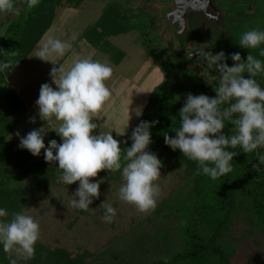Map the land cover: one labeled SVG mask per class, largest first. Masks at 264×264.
I'll use <instances>...</instances> for the list:
<instances>
[{"label":"trees","instance_id":"16d2710c","mask_svg":"<svg viewBox=\"0 0 264 264\" xmlns=\"http://www.w3.org/2000/svg\"><path fill=\"white\" fill-rule=\"evenodd\" d=\"M210 2L220 17L215 21L205 19L204 27H199L197 22L198 33H193L192 37L183 33L177 45L169 43L170 51L160 47L153 36L152 16L121 9L112 3L102 8L90 29L84 30L83 40L115 67L125 54L109 38L132 33L135 44L161 72L162 81L149 94L139 119L128 133L131 135L141 121H158L150 128L153 142L148 150L162 161L159 181H168L167 190L155 210L148 214L133 210L129 217L120 220L121 214L117 212V224L115 221L104 223L97 239H73L70 249L58 246V241L46 243L40 239L35 245V256L18 260V264H232L248 237L264 239V165L253 167L259 164L255 152L246 154L239 148L234 149L239 154L232 161L233 171L212 180L207 175L197 174L196 162L184 157L180 150L173 151L164 142L165 133L175 137V130L180 126L179 110L187 94L215 97L214 88L219 82L218 71H211L217 79L203 77L188 66H195L196 59H187L176 48H185L188 40L204 33L202 37L208 48L202 52L223 51L229 66L234 63L231 54L236 52L244 60L251 52L264 61V57L259 56V48L245 49L238 44L244 32L264 30V0ZM14 4L19 15L6 16L9 23L0 40V61L7 60L11 64V68L0 72V208L8 213L0 219L10 220L14 212L25 211L40 224L45 219L42 214L56 213L63 204L69 205L79 182L57 183L58 164L47 163L43 158L35 160L27 149L9 142L11 134L23 121L26 107L8 81L31 56L57 13L63 9L76 10L81 1L39 0L31 10L25 0H14ZM199 17L198 20H204L203 16ZM255 79L264 87V74ZM231 128L232 125L226 123L224 134L231 135ZM130 146L128 137L121 147ZM258 151L264 153V149ZM95 181H103L100 197L93 199L87 212L72 208L76 218L93 220L98 214H104L99 206L107 201V192L119 190L123 183L120 172L107 170L100 172ZM240 225L243 231L238 234ZM0 264H9L2 246Z\"/></svg>","mask_w":264,"mask_h":264},{"label":"clouds","instance_id":"9594fccd","mask_svg":"<svg viewBox=\"0 0 264 264\" xmlns=\"http://www.w3.org/2000/svg\"><path fill=\"white\" fill-rule=\"evenodd\" d=\"M25 2L29 10L39 4V0ZM10 14L19 15L14 0H0V19ZM238 44L245 49L259 48V56L264 57V48L261 47L264 45V30L244 32ZM71 47L66 41L50 37L35 56L55 65L57 63L51 57H63ZM192 56L193 53H187L188 59ZM199 56L197 63L202 64L203 77L217 79L211 71L219 73V82L214 88L216 95L188 93L179 110L180 126L175 130V137L165 133V144L196 162L197 174L202 173L212 180L233 171L232 161L239 154L233 150L237 148L246 154L255 152L259 164L253 165L254 168L264 165V153L258 151L264 149V87L255 79L264 74V61L251 52L246 60L239 52L231 54L232 66L226 63L228 57L223 51L218 54L199 52ZM9 68L11 64L7 60L0 61V72ZM50 75L56 87L43 83L35 103L42 121L47 124L55 122L52 130L62 143L52 139L46 146L44 136L47 131L40 128L20 137L19 147L27 149L33 156H40L43 150L47 163L58 164L57 183L72 185L79 182L68 205L71 208L89 211L93 199L100 197L103 182H94V178L107 170L121 174L123 183L118 190L121 201L142 214L154 211L161 195L157 182L163 164L157 154L148 149L153 142L150 128L158 121H141L131 133V146L122 149L112 131L93 134L99 127L93 119L101 116L111 98L106 82L113 76L112 67L89 54L76 59L68 68L61 64L58 68L53 67ZM30 122L35 123V117L30 118ZM226 123L232 125L231 135L224 134ZM99 207L104 209L103 221L112 223L117 215L116 209L107 201ZM7 215L6 210L0 208V218ZM40 238L39 221L25 211L14 212L10 220L0 219V246L7 254L9 264L32 259ZM163 259L167 261L166 257Z\"/></svg>","mask_w":264,"mask_h":264},{"label":"rangeland","instance_id":"374dc122","mask_svg":"<svg viewBox=\"0 0 264 264\" xmlns=\"http://www.w3.org/2000/svg\"><path fill=\"white\" fill-rule=\"evenodd\" d=\"M80 1L79 8L73 10V13L65 9L57 13L52 25L45 32L39 43L40 47L42 43L52 37L70 43L72 45L71 49L63 57H51L57 63L55 65L50 61L46 62L36 57V50L34 54H31V57H27L24 65L12 74L13 78L11 80L13 82L9 84H11V87L13 85L17 92L16 94L26 107L23 121L15 128L8 139L16 147H19L20 137L26 136L33 129L40 128H44V131H47L44 136L46 146L48 145V141L52 139L57 140L58 143H62L61 138L52 130L56 126L55 122L47 124L46 121H42L35 102L39 97V90L43 83H49L54 88L56 87L50 75L53 67L58 68L59 64H61L65 68H68L76 59L89 54H92V58L95 60L107 62L98 51H95L80 40L81 32L84 33V28L88 29L92 25V22L98 18L105 5L112 3L121 7V9L124 8L131 12L146 13L152 16L155 21L153 36L158 39L160 47H164L167 51H170V44H178V39L184 36L183 32L188 37H192L193 33L196 34L199 31L196 23L199 22V27H204L206 23L205 19L198 20L200 17L196 15L195 11H192L188 0ZM176 13L189 18L190 23L186 28L187 30L183 31H181L180 26H175V29L180 30L177 33L178 35L175 33L173 35L170 25L177 20ZM2 21L3 19H0L1 23ZM5 23L6 20L0 25V40L5 32ZM91 33L93 32L91 31ZM203 34L199 38L188 40L185 48H176L179 53H184L186 56L187 53H193L192 59H196V65L188 64V66L195 68L198 73H201L203 68L201 63H197L200 60L199 52L208 48V43L202 37ZM134 39L135 37L132 33L109 38L112 44L123 51L125 57L117 67L107 62L113 69L112 78L106 82L111 90V98L104 106L101 116L93 119V122L99 126L94 131V135H98L101 131H112L113 137L119 140L121 144L128 137H131L128 132L139 119L140 115H137V112L141 114L149 94L162 81L161 72L140 47L135 44ZM194 44H199V47H194ZM203 64H206V61H203ZM32 117H35V123L30 122V118ZM34 158L35 160L44 159L43 150L40 156H34ZM157 183L161 188L159 201L165 195L168 181L162 180ZM106 196L108 203L112 206L115 204L114 208L116 212L121 214L120 220L124 219V217H129L131 211H137L132 205L126 204L119 199L118 190L108 191ZM38 210H40V207L34 210L33 214H36ZM103 215L100 213L93 220L76 218V214L72 208L63 204L56 213L42 214V219H45L43 223H40V239L46 243L58 241V246L67 249L72 247L73 239H97L102 234L100 226L106 223L102 219ZM118 220L115 217L113 221L117 224ZM242 231L243 226L240 225L237 233L241 234ZM232 264H264V239L248 237L242 243L238 252H236Z\"/></svg>","mask_w":264,"mask_h":264},{"label":"flooded vegetation","instance_id":"af4514ba","mask_svg":"<svg viewBox=\"0 0 264 264\" xmlns=\"http://www.w3.org/2000/svg\"><path fill=\"white\" fill-rule=\"evenodd\" d=\"M188 1H189V4L191 5V7H194V5L195 6L198 5L199 4L198 1L201 2L202 5H200V4L198 5L201 11L196 12L197 16H203L204 19H206V20H214V21L220 17V14L214 8L212 2H211L212 8L206 9L207 11L205 14L203 12V9L206 7V5L203 4V0H188ZM176 18H177V20L174 23H171V25H170L173 35H174V33L177 34L180 29H181V31L187 30L186 28L188 27V25L190 23V19L184 15L176 13ZM175 26L176 27L180 26V29H175ZM183 33H185V32H183Z\"/></svg>","mask_w":264,"mask_h":264},{"label":"crops","instance_id":"0c3cea01","mask_svg":"<svg viewBox=\"0 0 264 264\" xmlns=\"http://www.w3.org/2000/svg\"><path fill=\"white\" fill-rule=\"evenodd\" d=\"M65 10H69L71 13H73V10L72 9H65ZM59 16V15H58ZM70 16H72V15H70ZM71 19V18H70ZM2 20V19H1ZM4 20H6V23H5V29H6V27H7V25H8V21H9V19L5 16L4 18H3V21H2V23L4 22ZM1 22H0V25L2 24ZM93 23V22H92ZM1 27V26H0ZM86 28H84V30H85ZM82 33L83 32H81V35H80V40H82L83 42H84V44H86V45H88V46H90L91 48H93L95 51H98L96 48H94V47H92L90 44H88L87 42H85L84 40H83V38H82ZM41 41V40H40ZM40 43V42H39ZM39 43H38V45L36 46V48H35V50H34V52H33V54L36 52V50H38L39 49ZM98 53H100V52H98ZM101 54V53H100ZM102 55V54H101ZM32 56V55H31ZM30 56V57H31ZM103 57H104V59H106V61L109 63V61L107 60V58L104 56V55H102ZM121 63V62H120ZM110 64V63H109ZM117 67V66H116ZM13 77L11 76V78H10V80L8 81V84L9 83H11L12 84V82H13V80H11ZM11 84H9V85H11ZM12 89L15 91V89H14V87H13V85H12ZM16 92V91H15ZM17 93V92H16Z\"/></svg>","mask_w":264,"mask_h":264},{"label":"water","instance_id":"95a60500","mask_svg":"<svg viewBox=\"0 0 264 264\" xmlns=\"http://www.w3.org/2000/svg\"><path fill=\"white\" fill-rule=\"evenodd\" d=\"M198 3H199L200 5H202L200 1H198ZM199 4H198V5H199ZM203 4L206 5V7L203 9V12L206 14V11H207L206 9H208V8H212V5H211L210 0H203ZM198 5H196V6L194 5L195 8H194V7H191V8H192V11H195V12H199V11H201ZM201 7H202V6H201Z\"/></svg>","mask_w":264,"mask_h":264}]
</instances>
